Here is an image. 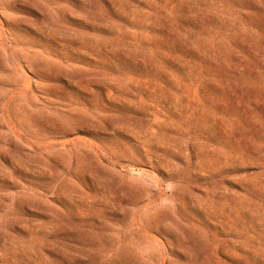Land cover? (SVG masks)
Returning a JSON list of instances; mask_svg holds the SVG:
<instances>
[{"label":"rangeland","instance_id":"1","mask_svg":"<svg viewBox=\"0 0 264 264\" xmlns=\"http://www.w3.org/2000/svg\"><path fill=\"white\" fill-rule=\"evenodd\" d=\"M0 264H264V0H0Z\"/></svg>","mask_w":264,"mask_h":264}]
</instances>
